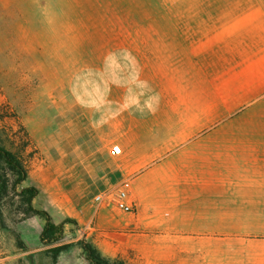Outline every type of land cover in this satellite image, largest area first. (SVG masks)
<instances>
[{
	"label": "crops",
	"instance_id": "obj_1",
	"mask_svg": "<svg viewBox=\"0 0 264 264\" xmlns=\"http://www.w3.org/2000/svg\"><path fill=\"white\" fill-rule=\"evenodd\" d=\"M148 22L153 57L143 82L127 79L130 88L145 87L153 108L144 149L134 134L112 169L97 160L91 181H68L64 195L54 180L45 189L31 174L24 184L52 195L56 205L45 209L53 220L75 219L106 256L129 249L144 264H155L158 253L161 264H264L255 252L246 257L257 240L250 235L264 239V0H171ZM117 72L120 88V63ZM110 144L99 147L102 155ZM127 176L134 212L123 211L118 196L97 199ZM44 224L36 214L18 224L32 263L80 261L79 245L53 261L45 252L53 245L41 240Z\"/></svg>",
	"mask_w": 264,
	"mask_h": 264
},
{
	"label": "rangeland",
	"instance_id": "obj_2",
	"mask_svg": "<svg viewBox=\"0 0 264 264\" xmlns=\"http://www.w3.org/2000/svg\"><path fill=\"white\" fill-rule=\"evenodd\" d=\"M170 1L0 0V146L23 162L32 181L47 189L54 180L57 186L51 187L64 195L68 181L79 186L91 181L97 160L110 170L134 134L138 149H144L147 106L153 108L145 100V87L130 88L127 79L143 82L146 60L157 46L148 20ZM103 142L112 144L102 155ZM120 159L123 163L128 156ZM132 177L101 193L104 201L116 197L117 188ZM17 178L2 161L0 264H33L34 252L18 231L20 220L29 215L20 195L27 183L14 187ZM39 195L38 206L56 205L49 193ZM95 238H85L78 225L67 222L55 245L87 239L97 246ZM249 238L257 240L250 241L246 257L255 252L264 260V239ZM81 256L76 264H91L84 251ZM109 257L114 264H144V257L129 249ZM152 260L161 264L162 259L158 253Z\"/></svg>",
	"mask_w": 264,
	"mask_h": 264
},
{
	"label": "trees",
	"instance_id": "obj_3",
	"mask_svg": "<svg viewBox=\"0 0 264 264\" xmlns=\"http://www.w3.org/2000/svg\"><path fill=\"white\" fill-rule=\"evenodd\" d=\"M2 161H5L10 166V169L18 175L17 180L13 184L14 187L27 179L28 173L23 162L14 153L0 146V163ZM25 193H28V196L25 197ZM38 194L39 188L34 185L23 187L20 193L27 204L25 213L36 214L45 221L41 232V240L48 245H53L45 250L52 257L53 261H57L63 251L74 245H79L86 253L91 264H114L115 260L113 258L104 255L98 246L87 239L55 245V243L62 239L65 223L71 222L78 225V222L73 218H66L62 222L56 223L48 210L34 205V199Z\"/></svg>",
	"mask_w": 264,
	"mask_h": 264
},
{
	"label": "built area",
	"instance_id": "obj_4",
	"mask_svg": "<svg viewBox=\"0 0 264 264\" xmlns=\"http://www.w3.org/2000/svg\"><path fill=\"white\" fill-rule=\"evenodd\" d=\"M114 151L119 152L120 148L114 146ZM131 182V179H125L116 191L118 196V206L126 212H134L136 209V204L129 197ZM97 199L104 200V197L103 195H99L97 196Z\"/></svg>",
	"mask_w": 264,
	"mask_h": 264
}]
</instances>
